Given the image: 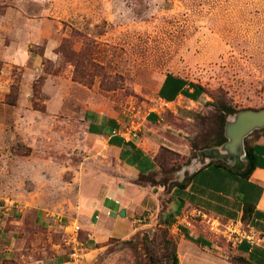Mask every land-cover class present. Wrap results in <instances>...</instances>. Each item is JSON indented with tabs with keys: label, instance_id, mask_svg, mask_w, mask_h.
Returning <instances> with one entry per match:
<instances>
[{
	"label": "rangeland",
	"instance_id": "rangeland-1",
	"mask_svg": "<svg viewBox=\"0 0 264 264\" xmlns=\"http://www.w3.org/2000/svg\"><path fill=\"white\" fill-rule=\"evenodd\" d=\"M166 74L203 85L209 97L186 110V124L172 119L188 151L140 179L169 189L185 166L222 160L226 152L210 151L222 149L223 99L240 111L264 108V0H0V218L25 253L59 250L69 264H151L143 231L167 228L177 237L168 218L98 243L85 230L93 208L85 195L99 197L106 174L118 171L89 131L91 113L140 120Z\"/></svg>",
	"mask_w": 264,
	"mask_h": 264
},
{
	"label": "crops",
	"instance_id": "crops-1",
	"mask_svg": "<svg viewBox=\"0 0 264 264\" xmlns=\"http://www.w3.org/2000/svg\"><path fill=\"white\" fill-rule=\"evenodd\" d=\"M193 83L187 77L166 74L152 108L137 121L91 113L89 131L109 149L118 171L106 174V191L99 197L85 195L84 199L90 198L93 203L92 217L85 226L88 241L98 243L110 236L128 238L138 228L168 218L178 239V264H239V258L249 264H264V136L251 145L255 167L250 173L246 158L237 165L211 160L179 171L175 181L183 182L188 172L186 186L176 184L167 189V184L140 180L158 171L156 155L162 145L182 154L188 151L186 132L172 119L186 124V110L207 102L208 94ZM231 222L238 223L236 229L241 224L244 230L245 236L238 243L228 232ZM218 223L220 231L216 230ZM112 224L125 230L111 231ZM4 226L0 218V264L6 260L72 263L59 250L52 255L42 251V256L36 257L35 248L25 253L17 233Z\"/></svg>",
	"mask_w": 264,
	"mask_h": 264
},
{
	"label": "trees",
	"instance_id": "trees-1",
	"mask_svg": "<svg viewBox=\"0 0 264 264\" xmlns=\"http://www.w3.org/2000/svg\"><path fill=\"white\" fill-rule=\"evenodd\" d=\"M193 86L201 88L208 94L206 87H204L203 85L199 83H193ZM220 106H221L220 108L223 111L222 123L225 126L228 116L235 114L236 112L240 111V109L233 106L231 103H229L225 99H223ZM226 140L227 138L223 136V141L221 142V144L224 143ZM252 143L246 144V167H248L249 173L255 167V162H254L255 157L253 156V153L251 151ZM174 152H178V151L168 146L162 145L160 147L159 153L156 155V161L158 163V166H162L165 169V166L167 165V157ZM212 162H218V163L227 165V163L222 160H217V161H212ZM249 173L246 174V176H248ZM189 179L190 177H188V179H184L183 182H176L174 185L177 184L178 186H186ZM244 221L247 222V219L244 218ZM142 234L144 236L142 239V243L146 251V254L149 255L150 257L151 264H163L162 258H165L164 260H166V264H178L179 262L178 261V244H177L178 239L177 237L175 236L173 237L170 235L169 229L162 228L160 229V232L156 231V233H154L153 235H151L148 231H143ZM161 247L163 248L164 251L167 250L168 252H163L160 254L159 249H161ZM238 263L239 264H249V263H246L244 258H239Z\"/></svg>",
	"mask_w": 264,
	"mask_h": 264
},
{
	"label": "water",
	"instance_id": "water-1",
	"mask_svg": "<svg viewBox=\"0 0 264 264\" xmlns=\"http://www.w3.org/2000/svg\"><path fill=\"white\" fill-rule=\"evenodd\" d=\"M264 127V108L262 109H245L235 113L225 125V137L227 140L222 144V149L212 150L211 153L226 152L225 154L217 156L222 160H228L230 157H234L237 163H240L242 159L246 158V148L244 145V139L247 135L256 129ZM215 153V154H216ZM211 155L205 163L211 160ZM122 215H125V211H122Z\"/></svg>",
	"mask_w": 264,
	"mask_h": 264
},
{
	"label": "built area",
	"instance_id": "built-area-1",
	"mask_svg": "<svg viewBox=\"0 0 264 264\" xmlns=\"http://www.w3.org/2000/svg\"><path fill=\"white\" fill-rule=\"evenodd\" d=\"M219 225H220V223L217 224V228H216L217 231H220V229L218 228ZM237 225H238V223L231 222L229 224V228H228V232L231 234V240L234 243H238L245 236V233L241 227V224H240L238 229H236ZM80 230H81V226L78 223H74L72 226V232L70 233V236H69V243L74 245V251L72 252L73 256H76L78 254L77 253V247H78V245L81 244V242L79 240Z\"/></svg>",
	"mask_w": 264,
	"mask_h": 264
}]
</instances>
